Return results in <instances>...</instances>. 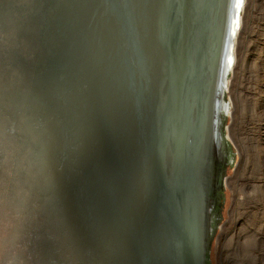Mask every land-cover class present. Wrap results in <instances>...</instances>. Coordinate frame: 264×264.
Here are the masks:
<instances>
[{
	"label": "water",
	"instance_id": "water-1",
	"mask_svg": "<svg viewBox=\"0 0 264 264\" xmlns=\"http://www.w3.org/2000/svg\"><path fill=\"white\" fill-rule=\"evenodd\" d=\"M12 1L15 19L0 9L1 94L9 74L3 64L24 46L22 40L15 43L22 22L47 19V12L34 17L42 0ZM229 3L101 0L90 7L83 42L61 62L64 72L55 84L59 100L48 121L62 118L53 137L58 149L51 154L58 188L55 181L22 175L39 204L42 193L58 217L76 215L88 227L84 232L77 223L71 233L54 229L68 236L62 239L64 264H211L224 197L217 176L228 166L227 156L220 160L217 141L225 138L227 120L218 103L227 100L220 65L229 37L224 26ZM28 104L35 106L32 100ZM28 107L27 115L43 119L42 109ZM13 124L21 127L20 121ZM36 131L40 139L44 130ZM39 157L31 156L29 164L37 167ZM20 175L0 177V264H18L29 244L27 236L12 232L13 222L31 219L10 208L22 187L15 183ZM40 247L31 262L53 264L48 247Z\"/></svg>",
	"mask_w": 264,
	"mask_h": 264
},
{
	"label": "bare ground",
	"instance_id": "bare-ground-1",
	"mask_svg": "<svg viewBox=\"0 0 264 264\" xmlns=\"http://www.w3.org/2000/svg\"><path fill=\"white\" fill-rule=\"evenodd\" d=\"M6 1L7 0H4V3ZM86 1L87 0H42L44 3L42 7L35 12L34 17H37L42 12H44V14L47 12V19L39 20L36 18L31 24L26 21L22 22L25 26L22 32H20L21 34L19 37L16 38L15 43L22 40L24 43L23 49L18 51L19 54L17 57H15V53L9 56L12 58L10 64H3L4 71L9 72V74L8 77H3L7 78V81L4 84V94L0 93V104L7 103V106L0 111V177L1 175H14L16 172L18 173V171L21 173V177L16 179L15 183H19L22 187L21 190L14 193L13 204L10 208L13 211L14 209L19 211L20 215H23L22 218H24L25 214L31 218L28 220V223H23V221L20 222L19 220L16 221L14 225L13 222L12 232L16 230V235L21 232V238H24L25 235L29 241L27 250L25 246L23 248V253H21V255L18 254L15 260V263L18 264H37L36 261L40 264L39 259L33 261V263L31 262L32 258H39L40 252H42H39L40 246L48 247L49 257L53 258V264H64V261L61 260L63 258L60 253L62 252V241L64 242L62 239L68 236L63 232H61L60 235H56L54 229L60 227L66 230L68 229L70 233L73 231L75 232L77 223L82 224L83 228H81L84 232L87 231L88 228L85 221L83 223V220L76 215L64 214L58 217L56 212L48 207V203L44 198L46 196L42 193V202L39 204L37 199L38 194H31L28 191L25 186L27 177H22L23 174L26 175V172H29L30 179L32 177V179L37 182L45 180L54 183L55 181L52 186L55 185V187L58 188L55 175L56 171L52 167L55 161L51 158V154H53L55 148H57L56 140L54 141L53 137L56 134V128L58 129L57 125H59L62 118L58 117L57 121L54 123L48 121L50 116L55 113L56 104L59 100L58 96H56L58 94V87H55V84L59 80V76L64 72L62 67L63 63L61 64V62H64L66 58L68 59L67 56L70 55V52H72L75 46L77 47L78 44L80 45V43L83 42L82 34L86 31L89 24L90 7H97L101 2V0H95L93 3L87 4ZM8 2V6H3L2 3L0 9H2L4 16L10 18L14 15L15 19L17 14L12 10L14 7L13 1L10 0ZM229 2V13L226 15L224 23L225 27L227 25L229 37L227 42H225L220 65L221 81L223 83L227 82L228 85L230 71L234 69L235 65V42L238 31L240 30L245 0H229ZM232 8L235 10L233 11ZM232 11L234 12L233 18L231 16L232 14H230ZM25 17L27 16L23 18ZM226 20H228V22ZM95 41L97 46H101L100 48H102L101 41L98 38H95ZM13 45L15 44L11 43L9 47ZM12 66H14L13 69ZM0 73L3 74L1 71ZM228 87L229 86H227V88ZM31 100L35 102V106H30V104H28ZM27 105H29L31 111L36 108L42 109L41 118L43 119L37 121L34 120L33 115H27L28 112L25 110ZM218 108L226 119L230 117L231 103L229 100L225 102L221 98L218 103ZM22 114H25V116H21ZM23 119L25 120L24 122ZM13 120L20 121L21 127L14 126ZM8 124L13 125L9 126L11 128L10 130L7 128ZM53 125L54 128L52 130ZM36 129L40 130V132L44 130V134L48 133L47 135L45 134V136H49V138L46 140L43 134L39 139L38 134H36ZM223 135L225 136L224 139L219 141H217L218 139L216 140L220 148V160H223V158L227 156L228 166H233L236 160V153L229 139L227 125H225V129H223ZM44 141L46 146L42 143ZM226 144H228V147ZM45 154L47 155L45 156ZM33 155L40 156L37 167L29 164V159ZM45 163L47 164L45 165ZM43 166L44 169H42ZM217 179L219 184L225 186V181L227 179L226 175H218ZM1 184L2 182H0V185ZM5 190L8 191V189ZM45 194L48 195L47 193ZM4 198L6 199V196L3 195V199ZM35 202L38 204L34 208V211L33 209L31 211V207L29 206ZM213 218V220L216 221L214 216ZM34 225L36 230H34ZM80 240L81 238L79 237L78 242ZM67 243L69 245L70 241L68 240Z\"/></svg>",
	"mask_w": 264,
	"mask_h": 264
},
{
	"label": "rangeland",
	"instance_id": "rangeland-1",
	"mask_svg": "<svg viewBox=\"0 0 264 264\" xmlns=\"http://www.w3.org/2000/svg\"><path fill=\"white\" fill-rule=\"evenodd\" d=\"M227 100L236 160L226 167L211 264H264V0H245Z\"/></svg>",
	"mask_w": 264,
	"mask_h": 264
},
{
	"label": "snow or ice",
	"instance_id": "snow-or-ice-1",
	"mask_svg": "<svg viewBox=\"0 0 264 264\" xmlns=\"http://www.w3.org/2000/svg\"><path fill=\"white\" fill-rule=\"evenodd\" d=\"M237 6H239V5H237Z\"/></svg>",
	"mask_w": 264,
	"mask_h": 264
}]
</instances>
